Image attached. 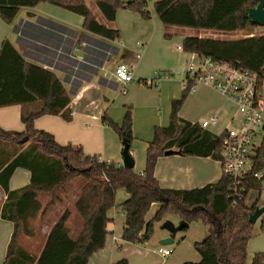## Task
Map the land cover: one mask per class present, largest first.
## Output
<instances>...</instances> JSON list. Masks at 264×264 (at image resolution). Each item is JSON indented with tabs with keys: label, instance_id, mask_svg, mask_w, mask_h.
<instances>
[{
	"label": "trees",
	"instance_id": "16d2710c",
	"mask_svg": "<svg viewBox=\"0 0 264 264\" xmlns=\"http://www.w3.org/2000/svg\"><path fill=\"white\" fill-rule=\"evenodd\" d=\"M51 3L84 18L83 29L98 37L95 48H106L120 39L118 29L100 23L85 0H0V18L13 24L20 9L36 8ZM105 20L115 22L119 9H132L151 18L147 0H93ZM258 0H159L155 13L165 26H176L218 32H238L257 28L249 20V10ZM236 40L189 36L184 39L187 53H198L218 61L238 64L255 73L264 84V35ZM105 51L107 49H104ZM94 57L106 60V55L94 50ZM107 52V51H106ZM189 91L173 101L170 124L157 127L148 144L143 173L113 162L86 155L82 148L61 145L55 137L35 127V120L45 115L72 120V98L58 76L41 66L28 62L20 51L5 41L0 51V108L18 105L25 130L7 131L0 127V187L7 199L0 217L14 224V232L4 264H88L91 256L104 248L108 234V212L118 208L125 216L123 240L145 244L154 233V222H162L170 213L179 214L189 224L202 219L209 227L207 237L195 242L199 262L186 264H246L248 245L254 237L251 215L260 206L249 207L251 191H261V180L255 174L264 169V143L255 150L244 192L236 196L235 183L223 174L215 183L202 188L176 190L163 188L155 177L156 164L167 151L182 156L222 159L223 138L180 118ZM103 122L119 136L123 147L134 141L133 116L129 109L121 124L104 115ZM17 169L31 174L30 183L11 190L10 181ZM125 190L129 198L118 205L116 195ZM158 205L155 216H146ZM62 207L46 238L40 255H32L20 240L34 236L38 220ZM81 221V230L72 237L69 221L73 213ZM261 231L264 232V215ZM33 224V226H32ZM186 230V229H184ZM114 264H128L122 259ZM251 264H264V252L254 254Z\"/></svg>",
	"mask_w": 264,
	"mask_h": 264
},
{
	"label": "crops",
	"instance_id": "0c3cea01",
	"mask_svg": "<svg viewBox=\"0 0 264 264\" xmlns=\"http://www.w3.org/2000/svg\"><path fill=\"white\" fill-rule=\"evenodd\" d=\"M131 15L134 20L132 24L109 25L113 29H120L117 42L106 43V48H95L97 53L99 51L106 55V60L94 57L96 52L92 47L97 45L99 38L83 29L84 18L51 3L20 9L14 24L9 25L0 18V51L3 43L10 41L28 62L54 72L65 84L72 98V120L68 122L61 116L52 115L35 120L36 129L51 133L61 145L71 144L75 148H82L86 155L123 166V144L102 119L107 115L113 122L121 124L130 109L134 135L131 154L135 160V170L143 173L148 144L153 140L155 128L169 126L173 101L180 99L184 93L186 55L178 51L177 46L182 45L189 36L180 27H167L155 17L146 19L140 13ZM139 54L141 56L137 58ZM122 62L133 67L137 80H151L158 74L173 75L163 78L157 87L130 83L124 94L123 86L110 75ZM115 90H118V94ZM215 115L219 117L218 125L207 130L216 135L236 126L240 119L236 105L207 86H200L196 92L189 93L179 113L183 120L199 125ZM0 127L7 131L25 130L20 106L0 108ZM222 175L219 161L182 156L178 152L160 157L155 170V177L163 188L176 190L215 184ZM30 180V172L17 169L11 178L10 188H22ZM128 198L129 194L121 189L117 192L116 202L121 205ZM6 199V193L0 187V213ZM62 210L60 206L47 214L42 224L38 223L43 222L41 220L33 223L34 236L21 237L22 246L32 255H40L56 221L52 220L51 223V219H57ZM108 217L105 246L91 256L88 264H114L122 259H127L128 264H176L179 261L186 264L201 259L198 252L193 251L192 242L188 241L186 246L185 237H178V233L171 235L160 225L154 226L153 236L145 244L128 243L123 240L124 214L114 208L108 212ZM179 220L173 222L178 225ZM68 224L72 237L76 238L81 230V221L75 212ZM13 232L14 224L0 217V264L5 262ZM166 238H172L174 244L161 245V240ZM160 247L171 248L174 252L164 258L158 253ZM263 247L255 252H264L261 250ZM186 250L190 253L188 256L185 255Z\"/></svg>",
	"mask_w": 264,
	"mask_h": 264
},
{
	"label": "built area",
	"instance_id": "2783aa9c",
	"mask_svg": "<svg viewBox=\"0 0 264 264\" xmlns=\"http://www.w3.org/2000/svg\"><path fill=\"white\" fill-rule=\"evenodd\" d=\"M177 50L186 55L184 90L194 93L200 86L211 87L237 107V113L240 116L238 124L227 128L217 136L223 138L222 159L219 161L223 174L232 178L235 183V195L241 196L245 189L243 185L252 167L255 150L264 143V84L260 85L255 73L238 64L218 61L198 53H187L182 45H178ZM140 56L141 54L137 58ZM110 75L123 86L122 92L126 94V87L130 83L157 87L163 78L172 77L173 74H158L151 80H137L134 77L133 67L122 62ZM218 123L219 117L215 115L203 120L200 126L207 130L217 126ZM255 177L258 180L264 179L262 172L255 174ZM248 200L249 198L247 204L251 207ZM173 252V249L168 247L158 249V253L164 258L170 257Z\"/></svg>",
	"mask_w": 264,
	"mask_h": 264
},
{
	"label": "rangeland",
	"instance_id": "374dc122",
	"mask_svg": "<svg viewBox=\"0 0 264 264\" xmlns=\"http://www.w3.org/2000/svg\"><path fill=\"white\" fill-rule=\"evenodd\" d=\"M157 1H159V0L150 1L148 3L149 5L147 6L146 9H147V11H150L151 17H155L156 19H158L160 21V18L155 13V3ZM87 3L91 7L92 12H93L94 16L96 17V19L100 23H103L107 26H109V25L120 26L121 24H122V26H127L128 24H132L134 22V20L132 19L131 14L139 13V12H136L132 9L121 8L117 12L116 22L109 23L105 20L102 12L99 10V8L96 6L95 3H90V2H87ZM14 23H15V21L13 22V24ZM167 27H171V26H167ZM180 28L185 32L187 31L188 36H196V37H201V38H215V39H222V40H236V39H240L243 37H251V36H253L251 33H254L256 35H264V27H257L254 30H252L251 32H250V30H243V31L231 32V33L192 29V28H182V27H180ZM117 29H119V28H117ZM114 58H116V57H114ZM115 93L118 94V90H115ZM262 175H264V169L262 170ZM261 186H262L261 191L255 190V191H251L249 193L248 202H249L250 206H253L257 201L259 202V205L261 207L264 206V179L261 180ZM158 209H159L158 205H154L151 208V210L148 212V214L146 216L147 222L152 220V218L155 216ZM179 218H180L179 214L169 212L166 215L165 219H163L162 222H154L153 224H154V226H156V225L163 226V224H164L163 222H165L166 220H170L172 222L173 221L177 222V220ZM52 220L55 221L56 218L52 217L51 223H52ZM179 221H181V220H179ZM44 222H38V223L42 224ZM208 233H209V227L203 222L202 219H196L190 223V226L188 229L179 232L178 237H182V238L185 237L186 238V241H185L186 246H188L189 242H192V244H193L192 249L195 252L196 251L194 248L195 242H200V241L204 240L207 237ZM262 237H264V232L261 231V219H260L257 221V223L255 224V227H254V237L251 239L250 244H249L248 259H247L246 264H251L252 258L254 256V254L256 253L255 250H260V248L262 246H264V239H262ZM182 238H180V240ZM253 243H255V244H253ZM260 245H261V247H260ZM176 246H178V245L176 244ZM255 248H257V249H255ZM261 250L264 251V247ZM186 251L187 252H185V255L188 256L190 253L188 252V250H186ZM176 264H184V263H180V261H179Z\"/></svg>",
	"mask_w": 264,
	"mask_h": 264
},
{
	"label": "water",
	"instance_id": "95a60500",
	"mask_svg": "<svg viewBox=\"0 0 264 264\" xmlns=\"http://www.w3.org/2000/svg\"><path fill=\"white\" fill-rule=\"evenodd\" d=\"M249 20L251 24H255L258 27H264V0H258V4L256 7H253L249 10ZM253 29H250L252 31ZM82 55V52L79 51ZM176 152L174 150L167 151L165 156L174 155ZM123 156V167L127 169L135 168V160L130 152V145L124 143V148L122 152ZM264 215V206L259 207L255 210V212L251 215L250 221L252 224H256L258 220ZM190 224L185 221H181L178 225L170 220H166L163 224V229L167 230L171 235H176L177 233L183 231L184 229H188ZM161 245H173L174 240L172 238H166L161 240Z\"/></svg>",
	"mask_w": 264,
	"mask_h": 264
}]
</instances>
